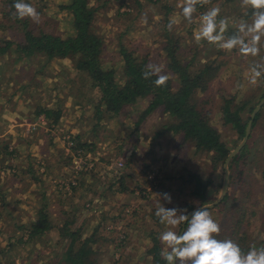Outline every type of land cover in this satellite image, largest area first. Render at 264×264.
<instances>
[{"label":"rangeland","instance_id":"rangeland-1","mask_svg":"<svg viewBox=\"0 0 264 264\" xmlns=\"http://www.w3.org/2000/svg\"><path fill=\"white\" fill-rule=\"evenodd\" d=\"M70 1L29 0L41 14L37 24L15 19L14 0H0V132L4 135L0 138V249L8 244V235L24 233L30 223L39 221L42 209V214L55 225L41 235L42 242L36 246H19L15 254L1 255L0 264H66L71 235L58 228L64 220H73L70 227L81 229L76 247L93 233L94 264H154L147 254L153 243L149 234L153 230L159 236L165 230L154 215L157 202L169 209H187V214L212 204L222 194L226 170L227 193L218 204L207 208L221 226L219 238H231L240 242L242 248L263 244L264 107L258 112L260 116L250 129L243 151L228 163V156L223 162H216L212 155L196 152L180 134L166 130L158 135L171 119L161 109L140 121L148 99L126 106L119 115L98 120L94 100L90 107L87 101L99 94L88 87L85 73L77 72L70 58L47 61L39 55L27 56L18 47L27 44V31L63 38L75 34L73 15L63 8ZM104 1L92 0V4L101 6L92 29L103 39L102 66L120 70L122 46L147 57L149 64L160 65L169 76L168 45L177 50L183 64H191L192 72L215 59L220 66L218 75L208 89L195 96L232 151L241 144L245 135L224 121L223 106L228 100L233 107L245 104L241 117L247 119L251 107H256L264 97V79L257 86L249 85L250 58L206 42L197 45L193 40L199 15L212 6L221 8V15L229 18V30L234 31L235 23L248 18L240 0H212L209 5L197 6L191 24L180 15L177 4L181 0H108L106 5ZM144 15L147 24L141 20ZM170 18L177 21L171 31L167 27ZM5 40L12 41L7 48ZM41 106L64 110L60 124L39 121L37 111ZM16 118L19 122L13 126ZM69 136L74 140L80 136L84 143L96 144L91 151L96 166L89 173H80L76 195L65 192L66 188L61 192L59 185L77 176L72 172L77 168L74 150H67L64 138ZM6 144L10 150L14 147L13 153L4 150ZM122 159L125 167L120 173L131 176L123 183L113 182L117 178L116 163ZM30 164L41 165L45 172L37 173L35 168L34 174L28 173ZM152 170L160 171L154 186L150 183ZM192 175L209 180L204 203L191 194L195 187ZM28 191L30 195L26 197L23 192ZM157 193L171 194L173 203L161 200ZM85 203L93 206L86 210ZM24 207L33 212L25 214ZM123 236L126 238L121 240ZM243 236L246 242L240 240Z\"/></svg>","mask_w":264,"mask_h":264},{"label":"trees","instance_id":"trees-1","mask_svg":"<svg viewBox=\"0 0 264 264\" xmlns=\"http://www.w3.org/2000/svg\"><path fill=\"white\" fill-rule=\"evenodd\" d=\"M108 3V0L103 2L104 5ZM63 8L73 15L75 34L63 38L52 33L33 35L30 31H27L26 36L28 42L25 45L18 46L20 47V51L25 52L27 56L39 55L43 58L45 57L47 61L56 58H70L77 72L85 73V78L88 80V87L97 91L99 94L95 99L91 98L87 101V107H90L91 102L94 100L93 107L98 120H102L106 115L108 117L119 115L126 106L135 105L141 100L148 99L149 104L144 110L140 121L158 109H161L160 111L162 113L169 115L171 118L158 135L166 130L172 131L175 134H180L183 141L191 144L196 152L202 151L208 153L212 155V159L216 162H223L226 159L232 151V148L222 140L219 130L211 123L208 114L199 107L198 100L195 96L198 91L208 89L212 80L218 75L220 66L216 64L217 61L215 59H209L197 71L192 72L189 70L191 64H183L177 50L168 45L166 51L170 63L167 67L171 71V75L169 76L167 85L158 88L154 85L155 76L150 79L143 78L142 73L149 64L147 57L135 55L134 52L123 46L120 49L123 60V66L120 70L113 66L110 68H104L102 66L103 39L92 29L94 19L101 8L100 5L96 6L92 4V0H71ZM231 31L233 30H229V32ZM5 44L7 48L12 44V41L5 40ZM1 49L4 50V47ZM262 107H264V104ZM244 108L245 104L234 105L233 107L230 104V100H228L222 110L224 121L232 124L240 135L246 134V127L249 120L252 119L251 114L255 109L254 106L251 107L250 116L244 120L241 117ZM258 112L253 118L251 127L258 121L260 116ZM64 113L65 111L59 108L54 109L42 106L37 111V114L45 115L52 125H59ZM71 139L74 140V138ZM75 142L76 148L83 149L87 154L91 153L96 145L92 141L84 143L80 139V136L75 137ZM9 146V144L4 145V150L8 153H13L15 150L14 147L10 150ZM241 151H243V148ZM241 151L233 157V161L236 160ZM95 166L87 170L82 169L79 172H74L77 175L76 177H72L66 182L59 184L61 192H64L65 188L69 186L71 189L65 190V192H69L70 195H76V189L80 185V173H89L93 171ZM35 168L37 169V173L45 172L41 165L32 166L31 164L28 166L27 172L34 174ZM159 172L155 174V181ZM119 174H117V178L113 182H124L126 178L125 174ZM192 178L193 180L191 182L195 183V187L192 188L191 194L198 197L201 202H206L205 189L208 188L209 180H204L200 175H192ZM122 188V190L126 189L125 187ZM190 206L192 207V205ZM85 208L86 210L91 209L86 203ZM42 211L43 209L40 210L41 221L30 223L29 227L24 228V233H17L16 235L10 234L6 237L8 244L0 249V256L15 254L19 246L29 244L36 246L39 242H42L40 239L41 235L55 227L54 224L49 222L48 216L42 214ZM13 220L15 221L16 218L14 217ZM73 222V220H64L63 225L58 227L62 233L67 232L71 235L65 262L66 264H94L95 259L91 255L94 253L93 243L96 242L95 237H93L92 233L90 236L85 237L81 241V244L76 247L78 237L82 234L80 232L81 229L78 228L75 230L70 227ZM149 236L152 238L153 243L147 250V254L151 256L154 264H165L159 255L161 244L157 232L152 230ZM123 237L119 239L123 240L126 238V236ZM243 237L240 240L244 239V242H246V236ZM256 245L259 246L260 244ZM247 247L249 246L244 245L243 249L246 250Z\"/></svg>","mask_w":264,"mask_h":264},{"label":"clouds","instance_id":"clouds-1","mask_svg":"<svg viewBox=\"0 0 264 264\" xmlns=\"http://www.w3.org/2000/svg\"><path fill=\"white\" fill-rule=\"evenodd\" d=\"M211 3L212 0H181L177 7L183 19L191 24L197 6ZM240 6L247 10L245 15L248 18H241L231 32L229 18L221 15L219 6H212L201 13L193 40L197 45L206 42L220 50L237 51L242 57L250 58L247 83L257 86L264 79V0H240ZM12 8L15 19L41 22L40 12L29 0H14ZM141 20L148 23L146 15ZM176 23L174 18H170L168 30L171 31ZM142 75L144 79L155 76L154 85L158 88L166 86L169 80L162 67L154 63L148 64ZM157 195L161 200L173 203L171 194ZM154 215L165 226L158 236L161 244L159 255L165 264H264V244H252L245 250L231 238H219L221 226L207 208L199 207L189 216L187 209H169L164 203L157 202Z\"/></svg>","mask_w":264,"mask_h":264},{"label":"built area","instance_id":"built-area-1","mask_svg":"<svg viewBox=\"0 0 264 264\" xmlns=\"http://www.w3.org/2000/svg\"><path fill=\"white\" fill-rule=\"evenodd\" d=\"M38 118H39L38 120L42 121V122L43 121L46 122V120H47L45 115H39ZM64 138L66 139V142H67V150L68 151L74 150V156H76V158L74 159V166L77 168H75L76 170L73 169V172H79L82 169L87 170V169L93 168L95 166L96 160L93 161V159L91 158V153L87 154L86 152H84L83 149L76 148V142H75V140L71 139L72 138L71 136L64 137ZM116 165H117L116 166L117 172L120 171L121 169H123V167H125L124 159L119 160L118 163H116ZM157 172L158 171L152 170L150 173H153V174L149 173L150 175H153L150 178V183L152 184V186L157 185V179L155 181V178H154L155 174ZM66 189L70 190L71 187L68 186V187H66ZM150 191H151V188L149 191H147V192L144 191V192H146V194H147ZM88 207H92V205L88 203Z\"/></svg>","mask_w":264,"mask_h":264},{"label":"water","instance_id":"water-1","mask_svg":"<svg viewBox=\"0 0 264 264\" xmlns=\"http://www.w3.org/2000/svg\"><path fill=\"white\" fill-rule=\"evenodd\" d=\"M264 104V98L260 101V103L255 107V109L253 110L251 117L252 119L249 120V123L246 127V134L245 137L243 139V142L241 144H239L233 151H231L226 159V163H228L246 144V141L249 137L250 134V129H251V125H252V121L253 118L255 117V115L257 114V112L262 108ZM228 181H229V173L228 170H226V174H225V179H224V184H223V189H222V194L221 196L212 204L206 205L204 207H200V208H211L213 206H215L216 204H218L226 195L227 193V189H228ZM196 209L192 210L191 212L188 213V215L190 216L192 212H194ZM184 227V225H183Z\"/></svg>","mask_w":264,"mask_h":264},{"label":"crops","instance_id":"crops-1","mask_svg":"<svg viewBox=\"0 0 264 264\" xmlns=\"http://www.w3.org/2000/svg\"><path fill=\"white\" fill-rule=\"evenodd\" d=\"M109 2V1H108ZM110 3V2H109ZM2 115H3V113L1 114V117H2ZM1 117H0V121H1ZM63 117L64 116H62L61 117V120H63ZM17 121L19 122V120L16 118L15 119V124L13 125V126H16L17 125ZM61 122V121H60ZM4 135L0 132V138H2ZM1 140H4V139H1ZM41 153V152H40ZM39 154V153H38ZM38 154L37 153H35L34 155L35 156H38ZM122 170V169H121ZM120 170V171H121ZM120 171H116V173L118 174V173H120ZM122 174H125V176H126V178L128 179V177H130L131 175H126V173H124V172H121L119 175H122ZM19 181H20V179H19ZM32 183H33V185L35 186V183H34V181H32ZM23 194L27 197V196H29L30 194H29V191H28V193H26V192H23ZM23 198V197H22ZM5 203H6V199H4L3 200ZM25 208V214L27 213H31V212H33V209H31L30 207H24ZM16 219H18V216H17V218Z\"/></svg>","mask_w":264,"mask_h":264}]
</instances>
